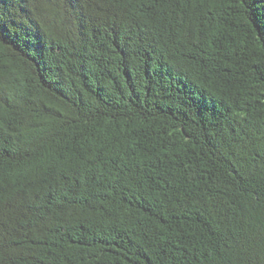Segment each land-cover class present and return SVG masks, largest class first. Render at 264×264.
I'll return each instance as SVG.
<instances>
[{
  "label": "trees",
  "instance_id": "trees-1",
  "mask_svg": "<svg viewBox=\"0 0 264 264\" xmlns=\"http://www.w3.org/2000/svg\"><path fill=\"white\" fill-rule=\"evenodd\" d=\"M0 264H264V0H0Z\"/></svg>",
  "mask_w": 264,
  "mask_h": 264
}]
</instances>
